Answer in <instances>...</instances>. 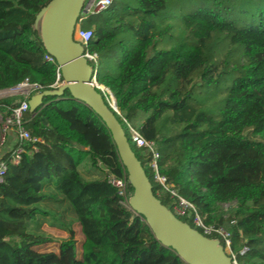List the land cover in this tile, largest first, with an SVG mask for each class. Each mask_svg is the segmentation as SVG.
<instances>
[{
    "label": "trees",
    "instance_id": "16d2710c",
    "mask_svg": "<svg viewBox=\"0 0 264 264\" xmlns=\"http://www.w3.org/2000/svg\"><path fill=\"white\" fill-rule=\"evenodd\" d=\"M49 1L0 0V88L27 77L43 90L53 89L56 64L44 58L33 27ZM126 1L120 12L111 8L114 0L80 25L92 29L87 48L98 55L97 64L90 62L92 73L114 96L113 113L153 193L172 210L176 198L156 180L151 157L136 146L128 123L155 142L158 173L207 221L229 230L237 264H264V9L255 11L257 20L238 23L202 5L183 16L184 36L168 47L170 27L156 17L166 0ZM214 34H225L243 60L233 65L226 94L209 108L192 91L219 82L206 54ZM108 57L114 62L102 67ZM194 79L198 83L190 85ZM96 89L108 103L107 94ZM17 101L1 98L0 111ZM25 118L26 128L42 141L26 145L0 184V264H187L155 238L141 215L120 203L109 178L127 173L110 131L90 107L66 89L45 96ZM232 200L237 204L227 216L217 212L220 203ZM179 219L200 230L189 218ZM74 220L84 237L79 258ZM43 223L69 233L57 252L34 248L52 241L40 230Z\"/></svg>",
    "mask_w": 264,
    "mask_h": 264
},
{
    "label": "water",
    "instance_id": "95a60500",
    "mask_svg": "<svg viewBox=\"0 0 264 264\" xmlns=\"http://www.w3.org/2000/svg\"><path fill=\"white\" fill-rule=\"evenodd\" d=\"M84 0H50L35 16L33 27L39 31L42 44L60 67L63 82L54 89H45L29 99L33 112L45 96H60L68 90L71 97L84 102L105 123L115 142L118 155L132 187L130 208L147 222L155 238L172 248L187 264H236L224 250L218 238H209L176 217L152 191L144 168L135 155L125 131L113 111L116 101L105 102L92 73V67L83 56V46L74 37V28L83 11ZM103 86V85H102ZM107 99V98H106Z\"/></svg>",
    "mask_w": 264,
    "mask_h": 264
},
{
    "label": "built area",
    "instance_id": "2783aa9c",
    "mask_svg": "<svg viewBox=\"0 0 264 264\" xmlns=\"http://www.w3.org/2000/svg\"><path fill=\"white\" fill-rule=\"evenodd\" d=\"M113 1L114 0H84L83 11L80 13L78 23L74 28L73 37L83 46V56L87 59L89 64L90 62L97 64L98 60L97 53L91 52L87 48L88 42L92 36V29L82 27L79 25V22L89 14H95L99 11L105 10L113 3ZM44 58L47 61L56 64V79L51 84V87L53 89L57 88L63 82L60 67L56 63L55 58L49 53L46 52ZM41 91H43V86L37 82L30 81L27 77L12 86L0 88V99L6 97L18 98L16 104L8 106L4 111H0V184L4 182L9 163L16 164L19 162L21 154L26 151V145L42 141L40 137L33 136L30 130L25 126V123L28 121V119L25 118V115L30 111L29 99L32 95ZM128 125L130 136L136 143V146L150 155L151 160L149 161V165L155 171L156 180L159 181L165 190L170 192L172 197L176 198V203L171 210L173 214L178 218H189L195 226L200 229L198 231L206 237L213 238V235H217L218 239L220 241L222 240L224 243V245L221 244L224 250L231 254L232 259L237 264L230 247L231 234L229 230L223 225L207 221L206 215H201L192 202L181 196L172 187V184L167 182L166 177L158 173L157 160L159 158V152L155 142L153 140L145 139L137 129L133 128L129 123ZM11 135H13L14 138H12L13 141L9 144L11 141ZM33 148L36 149L35 146ZM109 182L117 188V193L121 196L120 203L125 207L130 208L128 200L130 196V184L127 176L117 177L111 175ZM220 204L225 205V210L227 206H229L230 209L235 208V205L230 206L229 202H223ZM222 214L227 216L228 213ZM231 222H234V220L232 219ZM241 251H244V249Z\"/></svg>",
    "mask_w": 264,
    "mask_h": 264
},
{
    "label": "rangeland",
    "instance_id": "374dc122",
    "mask_svg": "<svg viewBox=\"0 0 264 264\" xmlns=\"http://www.w3.org/2000/svg\"><path fill=\"white\" fill-rule=\"evenodd\" d=\"M126 0H115L111 8H114V12H120L122 8L126 5ZM134 2L130 5L133 6ZM211 6L221 18H227L231 21H244L248 19L257 20L258 16L254 15L255 11L259 9H264V0H166L165 8L158 12L157 19L162 20V25H169V30L167 32V39L171 35L170 46L177 44L180 39L184 36V25L183 16L187 13H191L193 10L200 6ZM102 13L101 15H103ZM252 16H254L252 18ZM159 19V20H160ZM249 22V21H248ZM80 25V22H79ZM132 34V32L130 31ZM121 37V35H120ZM123 38H127L128 35L124 34ZM206 54L209 57V61L216 65V70L214 71V78H219L217 85L209 89H199L197 87L193 88V96L196 100L202 101V106L213 108L215 107L216 101L222 97V93L226 94V89L234 77L233 75V65L238 62H242L243 58L240 54V49L237 45L230 43L229 38L225 34H214L212 38L208 41L206 46ZM114 57L104 58L101 62L103 67V62L113 63ZM113 61V62H112ZM107 63V64H109ZM106 65V64H105ZM226 71V73L221 74V71ZM221 76H218L220 75ZM199 79H194L190 85L198 83ZM189 85V86H190ZM102 88V87H101ZM106 93L105 89H103ZM107 94V100L112 103L111 96ZM224 97V96H223ZM216 102V103H215ZM230 206L237 204L236 200L229 201ZM230 207L227 206L225 210L224 204H219L217 207L218 213H228ZM49 226V224L47 223ZM73 229L74 239L76 241V256L80 257L81 243L84 239L81 232V228L78 222L71 224ZM41 230V229H40ZM43 232V230H42ZM60 231H45V235L51 236L52 241L40 245L34 246L38 251H58L59 242L63 239L68 238L69 233L59 234Z\"/></svg>",
    "mask_w": 264,
    "mask_h": 264
},
{
    "label": "crops",
    "instance_id": "0c3cea01",
    "mask_svg": "<svg viewBox=\"0 0 264 264\" xmlns=\"http://www.w3.org/2000/svg\"><path fill=\"white\" fill-rule=\"evenodd\" d=\"M107 67H108V65H106V68H107ZM102 88L105 89V87H103V86H102ZM10 138H11V139H10L11 141L9 142V144H11V142L13 141L12 138H14V136L11 135ZM75 222H78V221H75V220H74V221H73V224H74ZM78 223H79V222H78ZM79 225H80V224H79ZM40 229H41V231L43 230V232H45V231H60L59 234H62V233H63V234H66V232H68L67 230H64V229H62V228H58V227L50 226V225L48 226L47 223H43V224L41 225ZM72 230H73V229H72Z\"/></svg>",
    "mask_w": 264,
    "mask_h": 264
},
{
    "label": "bare ground",
    "instance_id": "6f19581e",
    "mask_svg": "<svg viewBox=\"0 0 264 264\" xmlns=\"http://www.w3.org/2000/svg\"><path fill=\"white\" fill-rule=\"evenodd\" d=\"M102 87V86H101ZM106 90V89H105ZM111 100H113V98L111 97Z\"/></svg>",
    "mask_w": 264,
    "mask_h": 264
}]
</instances>
